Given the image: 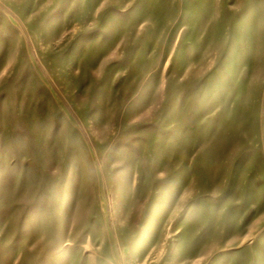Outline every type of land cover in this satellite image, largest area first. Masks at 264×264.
<instances>
[{"label":"rangeland","instance_id":"rangeland-1","mask_svg":"<svg viewBox=\"0 0 264 264\" xmlns=\"http://www.w3.org/2000/svg\"><path fill=\"white\" fill-rule=\"evenodd\" d=\"M0 264H264V0H0Z\"/></svg>","mask_w":264,"mask_h":264}]
</instances>
